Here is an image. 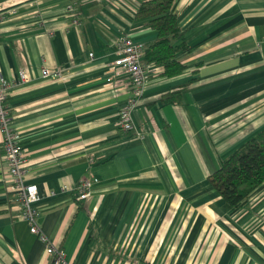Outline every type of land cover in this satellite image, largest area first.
Segmentation results:
<instances>
[{"label": "crops", "instance_id": "crops-1", "mask_svg": "<svg viewBox=\"0 0 264 264\" xmlns=\"http://www.w3.org/2000/svg\"><path fill=\"white\" fill-rule=\"evenodd\" d=\"M143 1L0 0V77H28L8 104L39 227L71 264H264V183L234 209L208 179L264 128V0H176L191 50L177 75L147 65L132 108L140 137L119 124L132 85L112 65L124 35L156 38L136 16ZM7 173L0 133V264H52Z\"/></svg>", "mask_w": 264, "mask_h": 264}, {"label": "built area", "instance_id": "built-area-1", "mask_svg": "<svg viewBox=\"0 0 264 264\" xmlns=\"http://www.w3.org/2000/svg\"><path fill=\"white\" fill-rule=\"evenodd\" d=\"M66 10L73 14V24L80 23L77 7L75 3H69ZM7 15L0 8V24L5 22ZM116 58L113 61V76L117 77L122 73L129 75L131 79L132 92L126 103L119 112V124L123 131L134 132L140 137L144 135L138 131L132 118V108L139 98L143 95L147 82V64L144 61L145 46L142 43L134 42L129 35H124L115 48ZM93 56V53H90ZM43 75L49 77L52 74L44 69ZM28 77L25 71L21 70L18 80H9L0 77V133L2 135L4 155L8 163L7 179L11 183L15 195L14 198L22 208L21 216L30 225L32 233L37 234L39 238L47 244V253L52 255V264H71L66 258L63 249L52 244L46 235L41 231L35 207L41 199V194L36 184L26 183V151L22 145L17 131L13 126V113L8 104L12 89L19 84L27 81ZM97 177H85L75 187L77 198L84 200L92 193L93 186L98 183Z\"/></svg>", "mask_w": 264, "mask_h": 264}, {"label": "trees", "instance_id": "trees-1", "mask_svg": "<svg viewBox=\"0 0 264 264\" xmlns=\"http://www.w3.org/2000/svg\"><path fill=\"white\" fill-rule=\"evenodd\" d=\"M136 16L146 19L156 31V38L145 46L144 61L163 67L162 75L174 76L186 69L178 58L179 51H190L185 31L179 23L176 0H144ZM181 92L167 94L166 102L180 100ZM212 186L234 209L244 205L264 183V128L243 143L208 177Z\"/></svg>", "mask_w": 264, "mask_h": 264}]
</instances>
